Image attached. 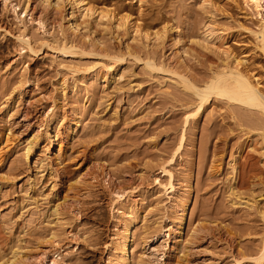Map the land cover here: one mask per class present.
<instances>
[{"label": "rangeland", "instance_id": "1", "mask_svg": "<svg viewBox=\"0 0 264 264\" xmlns=\"http://www.w3.org/2000/svg\"><path fill=\"white\" fill-rule=\"evenodd\" d=\"M72 3L0 0V264H264L262 131L215 96L193 117L175 75L228 64L264 92V9Z\"/></svg>", "mask_w": 264, "mask_h": 264}, {"label": "bare ground", "instance_id": "2", "mask_svg": "<svg viewBox=\"0 0 264 264\" xmlns=\"http://www.w3.org/2000/svg\"><path fill=\"white\" fill-rule=\"evenodd\" d=\"M72 1H73L72 4L79 9L86 7L85 11L87 12L86 13L87 15L89 12L91 13L93 11V9L90 6H88V3H86V0H72ZM244 3L247 6L251 7L253 10H255L258 14H260V11L264 9V0H244ZM112 16H113L112 14H108L107 12L105 14L101 13V19L112 20ZM113 19L115 20V27L117 30L118 29H124V31L129 30V26H128L129 24L127 25L128 20H129L128 15L122 16L120 18L119 17L116 18L114 16ZM130 24H131V22H130ZM132 26H130V28ZM133 28H134V30H133L134 36L138 35L139 38L141 36H143V34H144V36L145 35L147 37L149 36L148 34H146V32H142L137 25H134ZM161 32L160 33H157V32L154 33V35L157 39L162 38L163 35H160ZM163 32H165V30ZM209 34H211V33H209ZM260 34H261L260 35L261 36L260 42H262L261 45H262V48L264 51V31H262ZM133 40L137 42L136 38H134ZM31 50H32V48H31ZM73 50H75L73 46H71V47L64 46L62 48V52H72ZM135 57L137 58L136 54H135L134 58ZM235 60H237V59L235 58ZM152 63L147 61V65L155 69V65H153ZM224 66L225 67L222 70L214 73V75L211 77L210 81L206 82L201 87L200 86L198 87L195 84H193L185 75H183L184 73L183 74L175 73V75L181 80L184 88L192 91L193 95L197 99L196 100L197 104H196V109H195L196 111L192 116L193 117L197 116L203 110L204 106L209 102L211 96H215L217 98H222V99L227 100V102L229 104H234V105L236 104L235 106L238 105L241 110L247 112L248 117L250 116L252 118L251 123H253L252 122V120H253L254 121L253 125H255L258 130L262 131L261 135H262V138L264 140V92H262L263 90L261 91L259 89L258 84L255 82L254 78L249 75V73L247 71L240 70L237 67L236 68L231 67L228 64H225ZM239 108H236V109H239ZM234 110H235V108H234ZM236 111H234V112H236ZM245 112H243V113H245ZM237 115H238V113H237ZM241 115L244 116L243 114H241ZM188 118H189V116H188ZM188 118L186 120V123L188 122ZM184 139H185L184 136H182V140L180 143L179 150L183 146ZM170 178H172L171 175H170ZM171 188H172V185H171ZM178 224L182 227L183 220H181L180 223H178ZM178 231H176V232H178ZM180 231H181V229H180ZM127 233H128V230L124 229V231L122 232V236L119 238L118 244L115 248L116 252L122 256L127 255L128 247L130 246V242H129V238H128ZM259 259H260V261L261 260L264 261V240L262 243V247L260 249ZM14 261H16L15 256L13 257L12 262H14ZM6 263H8V262H6ZM9 263H11V261Z\"/></svg>", "mask_w": 264, "mask_h": 264}]
</instances>
